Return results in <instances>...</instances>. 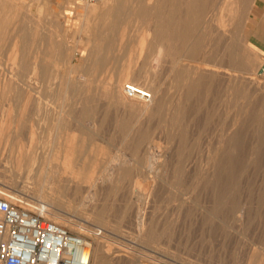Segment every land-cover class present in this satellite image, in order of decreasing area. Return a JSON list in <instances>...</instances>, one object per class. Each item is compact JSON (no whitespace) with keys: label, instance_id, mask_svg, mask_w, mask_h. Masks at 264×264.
I'll list each match as a JSON object with an SVG mask.
<instances>
[{"label":"rangeland","instance_id":"obj_1","mask_svg":"<svg viewBox=\"0 0 264 264\" xmlns=\"http://www.w3.org/2000/svg\"><path fill=\"white\" fill-rule=\"evenodd\" d=\"M2 1H6V0H0V65L1 64L3 65V67L0 66V72H1L0 75L5 77L6 74L9 75V73L13 75L14 70H15L14 73L17 72V68H16L17 66L15 63V52L17 50L16 44H15L16 42L15 35L17 33V28L19 26V28L21 27L24 30V32L25 30H27L26 38H27V41L28 40L30 41V42L28 41L27 42L28 45L27 46L25 45L24 47L25 49L27 48L26 50L24 49V53H25V56L27 55L26 57L28 58V61H30L29 63L34 62L35 57L36 58L40 57L42 62L39 63V65L43 66V68L46 69V72H45V69H44V72L45 74L48 72V74H46L48 76L44 74L45 76L42 75L40 77H37L39 81H37L36 79L33 80L36 86L35 89L37 90V92H33V97H34V100L35 99L39 101L41 100L40 102L43 105V109L41 111L37 110V108L35 107L36 104L34 103L33 99L31 102L26 100L27 105L29 104L28 107H26L27 105L26 103H24L26 102L24 99V95H23L24 92H22L23 94L18 96L20 92L15 87L12 88L10 86L9 89L12 92H14L13 93L15 94L14 96H17V97H14L12 95V92L9 91V89L7 91H4V89L0 87V178H1L0 188H3L5 186L4 183H7L6 185L10 186V188H8V191L10 192L13 191L14 192V193L12 192L13 194H16V195L19 194L23 196V198H26L25 200H28L26 201L27 205H29V201L32 200L31 201L32 203L30 202L31 203L30 207L32 208L34 206L38 207L39 206V204H37L38 202H42V203L44 202L46 204L52 205L53 207H55V210L61 212V213L58 212L57 214L58 219L62 220V218L64 217L63 220L65 219V222L67 221L66 225L68 226L70 225L68 228L71 231L75 233L78 232V234L80 231H84L83 233L86 236L85 238L88 240V242L91 244V247H92V263L91 264H129V263L130 264H133V263L134 264H154V263L155 264H168V263L169 264H261L259 262L257 263L256 260L255 261L253 260L254 258H252V254L255 253L256 255H259V253H264V187H263L264 186V150H263L264 149V85L262 86V84H264V75H263L264 74V53L252 42L251 35L253 33L254 27H253V22L250 19L251 2L249 0H210L211 9H209L210 10L209 12L211 13L207 14V16L209 17L212 16L211 18H215V20L214 19L212 20L213 23L215 24H213L212 21H210L211 19L207 17L209 22L212 23V25L210 24V29L211 28L212 29L211 30L206 29L205 30L206 35H205L203 34L204 33L203 28H201L199 29L200 31L198 30V34L201 35L203 38L205 35L204 39L206 38L208 39V36H207L208 33L212 34L213 36L212 39L215 37L214 38L215 40H212V44L214 45L212 46L215 49L219 48L218 39L220 38V40H222V43H224L225 46H227L226 47L227 48V59L229 60L228 66H230V68L233 70L234 69L237 70L241 66L240 70L239 69L237 70L238 73L236 72V75L239 76V78L240 76L242 78L239 79L238 77H236V78L230 79L228 78V76H223L222 74H216V75L210 74L211 77H213V79L209 80L211 77L210 75H208L209 73H206V77L207 76L210 77V78L208 77V80H206L207 78L203 76V74L205 73L203 74L198 73L195 75L193 72L191 73V70L189 73V68L187 66L189 65V62L183 61L178 57L176 60H174L173 58H171V56L167 54V49H163L162 52H160V48L157 45L154 46L155 48H150L149 45L147 44H146L147 48L144 47V49H142L140 47L139 42L142 40V39L140 40V38L142 37L141 35H143V37L145 38L146 32H148L149 30H150L149 33L153 34V32H151L152 28L155 27V24H157L158 22L156 15L155 16L152 15L156 19L153 17H150L151 15H149L148 17H145L147 19L151 18L150 21L153 18L152 20L153 22H150L148 20L149 22L147 24V21H146L147 19L145 20V18L131 16V15H128L129 14L128 12L127 13L124 12L122 15L123 17H121V19H119L116 24V29L113 32L112 31L110 32L113 37V39L112 38L111 39L114 40V44L115 43L116 44L112 47L113 49L111 48L110 50L111 54H110V51H108L107 49H104V51L101 52L99 59L100 57L101 59H103L102 63H104L105 66H103L99 71H97L98 74L95 75L96 72L93 71L92 66L95 65L94 60L97 57L94 55L93 50L95 48H93L94 46L92 45L93 42H91V39L94 40L95 39L94 35H98L100 33V31L98 29L96 30L95 28L98 25L97 23H99L100 18L97 20L98 17L95 18V16H93L91 17V21H89L90 23L87 22L86 13H85L87 6L75 4L72 0H7L6 1L7 3L2 2ZM4 3L6 4L4 5ZM18 5L20 7L17 8ZM92 5L100 6V0ZM168 6L164 8L165 9L164 12L167 13L166 18H168L167 17L168 14L172 11V7L170 5ZM132 7H135V5H131L130 8ZM235 9L237 11H235ZM234 16L236 18H234ZM23 17L25 20L23 19ZM219 19L222 21V23L220 24H219ZM226 19L228 21L227 23H225ZM143 20H145L146 22ZM229 22H230V25H227L229 24ZM87 23L89 26L87 25ZM152 23L154 24V26L152 25ZM150 24L151 26H149ZM225 25H227V27H224ZM120 26L121 27L123 26L124 28L123 27L121 28ZM148 26L150 29L148 28ZM219 26L222 29L219 28ZM32 27L33 29H31ZM35 27H37V29ZM38 27H40L41 29ZM224 28L225 29L227 28L226 31ZM87 29H88V32H87ZM120 29L121 30L125 29L126 31L124 30V34L127 33L125 34V36L126 35L127 36L126 37L124 36V38L126 39H123L124 43H122L123 40L121 42V39L119 36V34L122 32ZM220 30L222 33H224L223 36L219 34ZM31 37L34 39L33 41ZM49 37H50V40L52 38V41L50 44L52 45V48L50 46V52L48 51L49 50L48 44L50 43V41L47 39ZM151 38H152V35H151ZM35 39H37V41ZM207 39L204 40V42H206ZM44 40L49 41V43L47 41L45 42ZM53 40L56 42H53ZM215 41L217 42V44ZM78 42L79 44L77 45ZM136 42H138V44H136ZM155 42L157 41L155 40ZM42 43L43 44L47 43L48 46L44 44L45 50L44 52H42V55H41V51L43 50V47H41L43 45ZM54 43L55 44L57 43V44L54 45ZM58 44L61 46L63 51L61 50ZM54 46L57 48L59 47V48L55 49ZM72 48L75 49V51L72 50ZM52 49H55L56 51ZM57 50H59V52H57ZM60 50L64 52V55ZM130 50L132 51V54L130 53L131 52ZM134 50H135V53H134ZM34 51L35 52L37 51L36 52L37 54ZM72 52H74L75 54ZM136 52H138L139 54ZM229 52L231 54H229ZM43 53L45 55L46 53L52 54V55L54 54L56 57L55 58L56 62L54 61V55L53 57L50 55V58H49V55L45 56ZM250 54H251V57H250ZM233 57L234 59H232ZM130 61H132L131 64L128 63ZM234 61L235 63H233ZM92 63H94V65ZM124 63H127V64H124ZM123 64L125 66H132L142 71H146L145 80L147 81H144V78H142L143 80L137 79L138 82L142 84H148L153 89L156 88L155 90H157L159 87L158 93L160 92L163 93L165 91L163 94L160 93L159 94L160 96L158 95L159 97H161L160 99L159 97H156L157 99H155L153 103L151 102V105H150L151 107L154 106L153 109H155V111L156 110L159 111V109L162 108V111L160 110V112H158L160 113L161 116L158 115L156 111L155 113L158 116L156 114H153L155 117L154 116H150V118L149 116L141 117L137 115L139 112L137 113L136 110L130 111V109L124 108L121 105L118 106V104L115 101L113 102V101H110V99L108 100L109 97L105 95L103 87L105 86V84L108 83V81L110 82L111 80H114L118 76L120 70L124 67ZM181 65L182 66L186 65V66L184 68L183 67L181 68ZM231 65H234L236 67L231 66ZM71 66L75 67L76 69L75 71L77 73L73 69V71L70 72L71 76H69L70 74L69 75L67 74L70 71ZM52 67H56L59 71H61V73L64 72V76H66L65 78L67 79L65 80V84H67L66 82H68L67 84L68 86L65 84L60 86L61 82L59 79H58L59 81H56V80L51 81L49 79L54 69ZM252 67L253 68L256 67V70L253 71ZM12 68H13V71L11 72ZM185 68H186L185 74L187 75V77H188V74L190 75L188 78L185 77V79L183 78L181 80L179 78L180 74L178 72L179 71L182 72V70H184ZM230 68L228 69V71L231 73L233 72V70L230 71ZM48 69L50 70L48 71ZM7 70H9L10 72ZM88 72H89V76H88ZM198 75H199V78H198ZM113 76H114V79H113ZM218 76L222 79H220ZM250 76H253L254 78H256V80L260 82V85L263 88L255 89V86L251 85V83L246 80V78H249ZM84 77L86 79L91 80L88 83L89 87L88 88L85 87L86 89L82 86L78 87L79 85H76V83L78 82L77 79L82 80L83 78L84 80L85 79ZM193 77L198 78V80L195 78V80H197L198 82L194 81ZM225 77H227L228 80ZM46 79L49 81H47ZM71 79L73 81H71ZM190 79L192 80V83L195 86L192 85ZM199 80L205 81V83L201 81L202 82L201 84ZM225 80L227 81L230 80V81L227 82ZM246 81L249 83L247 84ZM49 82L50 84L52 82L51 86L49 85ZM53 82H55L54 83L55 85L53 84ZM69 82L71 83L73 82V83L71 84ZM98 82L100 83L98 84ZM101 82L103 83V85ZM128 82L130 83L131 81L129 80ZM197 83L199 84V86H197L199 89L196 87ZM220 84L222 85L220 86ZM90 85L93 87L92 89L90 88ZM96 85L99 86L98 90L96 88L97 87ZM41 86L42 88H40ZM188 86H190V88L191 86H193L195 87L196 90L193 89L192 87L190 91L189 90L190 88ZM70 87L72 88L73 91L76 90V93L75 91L72 92V90L71 91L68 90V89H71ZM185 87H188L189 89L188 88L185 89ZM60 88H63L62 91ZM42 89L43 91L41 93L40 90ZM64 89L67 91H64ZM82 90L84 92H81ZM3 91L4 93L5 92L6 93L10 92V93H8L5 96ZM186 92L187 93L190 92V93L187 94ZM72 93L73 94L75 93V94L73 95ZM95 93H97L96 94L97 97H95ZM10 94L12 97L10 96ZM44 94L46 95L44 96ZM49 95L52 97V99ZM186 95H189L190 97L187 96L189 98H185ZM100 96H102L101 99H100ZM162 96L164 97V103H166L165 105L163 102H161L163 101ZM2 97L3 99L5 98L4 99L5 101L2 99ZM59 97H61V99H59ZM63 97L66 99L63 100ZM17 98L19 99L18 101H17ZM105 98L107 100H105ZM74 99H77V100H74ZM185 99L186 100L190 99V101L187 102L185 101ZM158 100L160 101V103H158L159 107L157 106V103H156V101ZM47 101L49 103H47ZM79 101H80V104H79ZM59 103L64 104V105L60 106ZM162 105L165 106L167 109L165 107H162ZM171 106L172 107L175 106L176 108L173 109ZM85 108L86 110H84ZM156 108H159V109H156ZM20 109H22V111ZM163 109L165 110V112L167 110L168 112L171 111L172 113L171 112L164 113ZM11 111H13V113ZM16 111L18 113H15ZM64 111H67V112L65 113ZM22 112H26V113H22ZM238 112H241V114ZM173 114L174 116H172ZM155 118L156 120H153ZM20 119H22L21 122H20ZM172 119L174 122L172 121ZM180 120H181V123H180ZM128 124H130V126ZM125 126H127V128H125ZM129 127L130 128L132 127V128L130 129ZM142 129H143V132H142ZM67 136L74 137L75 142L73 145H75V148L73 149H75L77 153L76 152L73 153L74 150L67 152L66 149H68L69 147V141H68L69 137ZM65 138H67L68 140H65ZM56 139H57V142H56ZM64 141L66 142L68 141V142L65 143ZM130 141L132 142L134 141V142L132 143ZM140 141H141V144H140ZM214 141L216 143H214ZM153 142L154 144H156L155 146ZM219 142L220 143L222 142L224 144L219 145L220 144ZM134 143H135V146H134ZM65 145L68 147L65 148L66 147ZM103 148L104 149L106 148V149L102 150ZM176 148L178 151L176 150ZM99 150L101 151V155L103 154H106V155L100 156L98 153V156H99L98 158L96 153L100 152ZM137 150H139L140 153H138ZM69 152H70L69 154L70 157L66 158L65 154H68ZM72 153H73V157H71ZM90 153H92L91 156H89ZM223 153L225 156L224 155L222 156ZM61 154L62 155L64 154V155L62 156ZM74 154H76L77 156H74ZM132 154L134 156H132ZM217 154L219 157L217 156ZM87 157H89V159ZM92 157H94L95 159ZM96 157L97 159H99L98 161ZM116 157H119V160ZM165 157H166V160H165ZM237 158L239 160H237ZM114 159L118 161L114 162ZM62 160L64 163L62 162ZM20 162L21 164H19ZM50 162H52L53 164ZM67 162H68V165L66 164L65 166V163ZM158 162H160L163 167H161L160 163ZM82 163H84L85 165H83ZM86 163L88 164L90 163L89 165L93 164L94 166L93 169L96 168L94 172L95 173L94 175L96 176V177L94 176V178L97 179L96 184L98 183L97 185L99 188L103 186L102 187L103 189L101 188L102 190L101 191L96 185L97 187L96 189L98 191L95 189V193L92 194V197L95 195L96 201H98L99 203L94 201L91 198V201H90L91 203L87 202V203L82 204L80 199H78L80 198V196L76 194L75 188L71 186L69 188L68 184H66L64 181L62 182L57 181V179L59 178H62V179L69 178L70 175L72 174L71 170H75V171L81 170V172H79L81 177L82 175L83 176L87 175V172L91 170L90 168H92L93 166L87 167L88 164L86 165ZM95 163H98L99 165L98 164L95 165ZM154 163L156 164V166L154 165ZM61 164L63 167L61 166ZM151 164L154 167H157V164H159L160 166L159 165L158 166L160 167V169L157 167L156 172H154L155 168L149 167V166H152ZM192 164H194L193 168L191 167ZM57 166L59 169L56 168ZM95 166H98V168ZM120 166L121 168L123 167L124 169L123 168H122L123 170L119 169ZM40 167H42V170H41L42 173L39 172ZM65 167H70L69 168L70 170L68 168L66 169ZM146 167L149 169H154V170L148 169L149 171L147 174ZM188 167H191V168H188ZM229 167L231 170L229 169ZM81 168L82 169L84 168V171L86 172V174L84 171H82ZM102 169L105 171L102 172ZM131 170H133V172ZM121 171L124 173H122ZM204 171L206 173H204ZM207 171H209L210 173L208 174ZM100 172L103 174H101ZM125 172H128V173H125ZM157 172L158 173L160 172V173L157 174ZM181 172H183L182 175H181ZM202 172L205 176L202 174ZM106 173L108 174V176L106 175ZM119 173L121 176L125 174V176L127 175V177L125 178L123 175L122 176L123 181H122L120 179L121 176L119 175ZM132 173H135V174H133L132 176L131 175ZM149 173L151 176L149 175ZM128 174H129V177H128ZM116 175H119V176H117L116 178L114 177ZM99 176H101V178ZM102 176L105 179H103ZM201 176H203V178H201ZM190 177H192V179L195 182ZM204 177L205 178L208 177L206 178L207 180ZM112 178L116 184L113 182V180H110ZM167 178H168V181H167ZM170 178L171 179L174 178L175 180L173 179V182H172V180L170 181ZM177 178L181 179L182 181L176 180ZM197 178L199 179V181L197 180ZM230 178H232L233 180ZM150 179L152 180V182ZM202 179L204 180V182ZM49 180H51V182H49ZM155 181L158 184L154 183ZM201 181L205 185L201 183ZM8 182L10 183V185ZM55 182L58 184H55ZM102 182H105L106 184ZM119 182L122 185H120ZM121 182H123L124 184ZM182 182L184 183L182 184ZM11 183L13 184L14 187L12 186ZM40 183L41 184L44 183L45 185L43 184V187H41L42 185ZM61 183L63 184L65 183L64 189L62 187L63 184ZM186 183L188 184V186ZM195 183H197L198 185L200 183L202 185L198 187V185L197 184L195 185ZM155 184L158 186L161 184L160 188H157L158 186H156ZM39 185L43 189L41 188L39 189ZM46 185L48 186L46 187ZM114 185H116L115 188L113 187ZM162 185L165 186V188L161 187ZM166 185H168L169 187L168 186L166 187ZM190 185L193 186L195 189L197 188L199 190L197 191L195 189H191ZM56 186H59L58 187L59 189H57ZM121 186L124 188L122 189ZM136 187L137 189H135ZM154 187L157 189H154ZM167 188H169L170 190H168V192L166 191L167 193L166 194L165 190H167ZM184 188L185 190L187 188L188 189L190 188V189L189 190L187 189L188 191L186 190L187 192L186 193L184 192L185 191ZM112 189L115 194L113 193ZM114 189L116 190L119 189V191L117 190L118 194H116V190ZM178 189L179 190L182 189L180 190L181 192ZM191 190L195 192L194 193L190 192L188 194V192ZM152 192H153V195L151 194ZM183 192L185 193V195L181 196L184 194ZM101 193H103L102 194L103 196L101 195ZM122 193H124V195ZM179 193H181V195ZM47 194H50L51 196L49 197V195ZM98 194L100 196H98ZM190 194H192L193 199L191 198L192 196ZM186 195L189 198H191L189 199V201H187L188 198H186L187 197ZM32 196L33 197L36 196V198H31ZM177 196H179L180 198L182 197V198L178 199ZM166 197L167 199H165ZM37 198H40L41 200L40 199L38 200ZM42 198H43V201H42ZM75 198H77V200L80 201L79 204L81 206H79L78 201ZM104 199H106L105 204L103 202ZM191 200H193V202ZM92 203L98 207L97 210H95L96 206L94 207ZM87 205L90 207H88ZM99 205L101 206L103 205L102 206L103 209H101V206ZM104 207L106 208L104 209ZM180 207L184 211L180 210ZM99 208L101 209L102 213L103 211H106L102 215V218L106 220V223L103 219H101V216H100L101 212H99L100 211ZM172 208H175V209H172ZM122 209L125 210L127 213L125 212V216L124 217L121 216L122 218H120V215L123 214L122 212H124ZM96 215L100 217H96ZM69 220H70V223L68 222ZM72 222H74V224ZM79 224L80 226H77ZM84 226L86 228H84ZM78 228H80V230H77ZM142 230H145V231H142ZM95 232L97 234H95ZM142 232H144V234ZM85 233L86 234L88 233V234L86 235ZM143 235H146V236H143ZM118 247H120V250L121 249L123 250H121L122 254L120 253L121 256H117L118 258L117 259L114 252H116L115 251L116 249L119 250ZM171 247L173 248V250ZM102 250L104 251L106 250L105 251L106 254L101 253ZM137 259L138 260L142 259L140 261L141 263Z\"/></svg>","mask_w":264,"mask_h":264},{"label":"bare ground","instance_id":"obj_2","mask_svg":"<svg viewBox=\"0 0 264 264\" xmlns=\"http://www.w3.org/2000/svg\"><path fill=\"white\" fill-rule=\"evenodd\" d=\"M7 1V0H6ZM6 1H2V2H6ZM9 2V1H8ZM7 3V2H6ZM6 3H4V5L6 4ZM237 3V2H236ZM252 3V2H251ZM254 3V2H253ZM13 4V3H12ZM246 4V3H245ZM4 5H3V7H4ZM15 5V4H14ZM17 5V4H16ZM131 5H135V7H132V8H130L131 7ZM168 5H170L171 7H172V11L168 14V18H166V14L167 13H165L164 12V8L165 7H167ZM237 5V4H236ZM240 5H241V3H240ZM129 6V7H128ZM18 7H20L19 5L17 6V8ZM169 7V6H168ZM211 7V1L210 0H100V6H93L92 4L91 5H87V8H86V19H87V22H89V21H91V17H93V16H95V18L96 17H98L97 18V20L100 18V21H99V23H97L98 25L95 27L96 28V30L98 29L99 31H100V33L98 34V35H94V40L93 39H91V42H93V48H95L94 50H93V52H94V55L97 57L95 60H94V62H95V65H94V63H92L94 66H92V68H93V71L94 72H96V74L95 75H97L98 74V72L97 71H99L103 66H105V64L104 63H102L103 62V59H101V57H100V59H99V56H100V54H101V52H103L104 51V49H107L108 51H110L111 50V48L116 44H114V40H112L113 39V37H112V34L110 33L111 31L113 32L115 29H116V24H117V22H118V20L119 19H121V17H123L122 15H123V13L124 12H128L129 14L128 15H131V16H135V17H139V18H145V17H148L149 15H151L150 17H153L152 15H156V17H157V24H155V22H154V24H155V27H153L154 26V24L152 23V27L154 28H152V31L151 32H153V34H150L149 33V26H151V24L148 26V32H146V36H145V38L143 37V35H141L142 37L140 38V42H139V45H140V47L142 48V49H144V47H146L147 45H149V47L150 48H155L154 46L155 45H157V46H159V48H160V52H162V50L163 49H167V54L169 55V56H171V58H173L174 60H176L177 59V57L178 58H180L181 60H183V61H188L189 62V65H187L188 66V68H189V73H190V70H191V73L193 72L195 75L196 74H198V73H205V74H203V76H205L206 77V73H209L208 75H210V74H222L223 76H228V78H236V77H238L239 78V76H237L236 75V72H237V70L239 69L240 70V68H241V66H240V68H238L237 70L236 69H231L230 68V66H228V64H229V60L227 59V46H225V44L224 43H222V40H220V38L218 39V44H219V48H217V49H215V48H213V44H212V40H215L214 38L212 39V34H210V33H208L207 34V36H208V39H207V43L206 42H204V40H206V39H204L205 38V30L206 29H209V30H211L210 29V24L212 25V23H213V19L215 20V18H211V17H209V16H207V14H210L211 12H209L210 10L209 9H211L210 8ZM239 7V6H238ZM251 7V6H250ZM10 8H11V6H10ZM13 8V7H12ZM232 8H234V7H232ZM244 8V7H243ZM252 8V7H251ZM237 9V8H236ZM235 9V11H237ZM24 10V9H23ZM23 10H22V12H23ZM167 10V9H166ZM230 10V9H229ZM233 10V9H232ZM220 11V10H219ZM238 11H239V9H238ZM252 11V10H251ZM25 12V11H24ZM221 13V12H220ZM239 13V12H238ZM231 14H233V13H231ZM230 14V15H231ZM22 15V14H21ZM170 15V16H169ZM229 15V16H230ZM235 15V14H234ZM222 16V15H221ZM236 16V15H235ZM234 16V18H236ZM125 17H126V15H125ZM124 17V18H125ZM207 17H209V19H211L210 21H212V23H210L209 22V20H208V18ZM233 17V16H232ZM95 18H93V19H95ZM153 18H155V17H153ZM153 18H152V20H153ZM23 19H24V17H23ZM147 18H145V20H146ZM151 19V18H150ZM150 19H147L146 21H147V24H148V22L150 21ZM156 19V18H155ZM25 20V19H24ZM145 20H143V21H145ZM149 20V21H148ZM150 21V22H153V21ZM231 20V19H230ZM235 20V19H234ZM86 21V20H85ZM145 21V22H146ZM156 21V20H155ZM226 22L225 23H227L228 21H227V19L225 20ZM37 22V21H36ZM39 22V21H38ZM231 22V21H230ZM230 22H229V24H227V25H230ZM24 23V22H23ZM90 23V22H89ZM121 23H123V22H121ZM220 23H222V21L219 19V24ZM224 23V24H225ZM31 24V23H30ZM213 24H215V23H213ZM223 24V25H224ZM40 25V24H39ZM86 25V24H85ZM87 25H88V23H87ZM123 25V24H122ZM140 25V24H139ZM141 25H143V24H141ZM223 25H222V27H223ZM227 25H225L224 27H227ZM49 26V25H48ZM89 26V25H88ZM221 26V25H220ZM219 26V28H221ZM25 27V26H24ZM87 27V26H86ZM121 27V26H120ZM123 27V26H122ZM121 27V28H122ZM143 27V26H142ZM141 27V28H142ZM212 27V26H211ZM229 27V26H228ZM26 28V27H25ZM36 29H37V27H35ZM38 28H40V27H38ZM55 28V27H54ZM118 28H119V26H118ZM124 28V27H123ZM201 28H203V34H205L204 35V38L201 36V35H199L198 34V30L199 29H201ZM218 28V29H219ZM235 28V27H234ZM31 29H33V27L31 28ZM41 29V28H40ZM89 29H90V27H89ZM146 29V28H145ZM222 29V28H221ZM225 29V28H224ZM223 29V30H224ZM227 29V28H226ZM226 29H225V31H226ZM121 30V29H120ZM124 30L125 29H122L121 31L123 32H121L120 34H122V35H120L119 34V36H120V39H121V42H122V40L123 39H126V38H124V36H125V34H127V33H125L124 34ZM128 30V29H127ZM26 31L27 30H25V32H24V30L20 27L19 28V26H18V28H17V33H16V35H15V40H16V42H15V44H16V47H17V50H16V52H15V63H16V68H17V72L16 73H14V71H13V68H15V67H13L12 68V70H11V72L13 71V75H11L10 73H9V75H7L6 74V76L5 77H3L2 75H0V87H2L3 89H4V91H7L9 88H10V86L13 88V87H15L19 92H20V94H18V96H20L21 94H23L22 92H24V99H25V101L27 100V101H29V102H31L32 101V99H33V101H34V103L36 104V108H37V110L38 111H41L42 109H43V105H42V103L39 101V100H37V99H35L34 100V97H33V92H37V90L35 89L36 88V86H35V83H34V81L33 80H37V81H39L38 79H37V77H40V76H45L46 74H48V72L45 74V72H46V69L45 68H43V66H41V65H39V63H41L42 61H41V58L40 57H35V61L34 62H32V63H29L30 61H28V58L25 56V53H24V47H25V45L27 46L28 45V41H27V38H26ZM32 31V30H31ZM38 31V30H37ZM126 31V30H125ZM143 31V30H142ZM200 31V30H199ZM208 31V30H207ZM214 31V30H213ZM224 31V32H225ZM41 32V31H40ZM87 32H88V29H87ZM154 32H155V34H154ZM211 32V31H210ZM227 32H228V30H227ZM226 32V33H227ZM32 33V32H31ZM39 33V32H38ZM231 33V32H230ZM80 34V33H79ZM114 34V33H113ZM144 34V33H143ZM217 34V33H216ZM219 34H221L222 36H223V34L224 33H222L221 32V30H220V32H219ZM229 34V33H228ZM86 35V34H85ZM151 35H152V38H151ZM60 36V35H59ZM96 36V37H95ZM118 36V35H117ZM116 36V37H117ZM127 36V35H126ZM125 36V37H126ZM221 36V37H222ZM36 37V36H35ZM47 37V36H46ZM53 37V36H52ZM58 37V36H57ZM62 37V36H61ZM140 37V36H139ZM139 37H138V39H139ZM220 37V36H219ZM225 37V36H224ZM29 38V37H28ZM32 38V37H31ZM59 38V37H58ZM112 38V39H111ZM38 39V38H37ZM37 39H35L36 41H37ZM49 41H50V43H49V41H47V40H44L45 42L47 41L49 44V46L47 45V43L45 44L46 46H48L49 47V52H50V46H51V48H52V45H50L51 44V41H52V38H51V40H50V37L49 38H47ZM115 39V38H114ZM118 39V38H117ZM204 39V40H203ZM225 39V38H224ZM224 39H223V41H224ZM228 39V38H227ZM34 39L32 38V41H33ZM119 40V39H118ZM155 40L157 41V42H155ZM220 40V41H219ZM44 41H42V42H44ZM117 41V40H116ZM30 42V41H29ZM53 42H56V41H54L53 40ZM120 42V43H121ZM216 42V41H215ZM33 43V42H32ZM37 43V42H36ZM119 43V44H120ZM122 43H124V40H123V42ZM214 43V42H213ZM226 43V42H225ZM31 44V43H30ZM43 44V43H42ZM42 45L41 47H43V50L41 51V55H42V52H44V46L45 45ZM53 44V43H52ZM57 44V43H56ZM55 43H54V45H56ZM79 44V42L77 43V45ZM128 44V43H127ZM130 44V43H129ZM136 44H138V42H136ZM147 44V45H146ZM215 44V43H214ZM216 44H217V42H216ZM215 44V45H216ZM229 44V43H228ZM59 45V44H58ZM213 45V46H212ZM227 45V44H226ZM75 46V45H74ZM117 46V45H116ZM115 46V47H116ZM138 46V45H137ZM156 46V47H157ZM35 47V46H34ZM40 47V48H41ZM47 47V48H48ZM55 47V46H54ZM59 47L61 48V46L59 45ZM58 47V48H59ZM120 47V46H119ZM139 47V46H138ZM139 47V48H140ZM217 47H218V45H217ZM228 47H229V45H228ZM32 48V47H31ZM37 48V47H36ZM57 47H55V49H56ZM57 48V49H58ZM147 48V47H146ZM27 49V48H26ZM25 49V50H26ZM38 49H39V47H38ZM42 49V48H41ZM55 49H52V50H54V51H56ZM92 49V48H91ZM113 49V48H112ZM51 50V51H52ZM61 50H62V48H61ZM60 50V51H61ZM72 50H74L75 51V49H73L72 48ZM116 50H117V48H116ZM116 50H115V52H116ZM152 50V49H151ZM30 51H31V49H30ZM38 51V50H37ZM36 51V52H37ZM63 51V50H62ZM61 51V52H62ZM131 51V50H130ZM138 51V50H137ZM141 51H143V50H141ZM233 51V50H232ZM248 51V50H247ZM35 52V51H34ZM35 52V53H36ZM47 52V51H46ZM53 52V51H52ZM57 52H59V50H57ZM60 52V53H61ZM121 52V51H120ZM155 52V51H154ZM234 52V51H233ZM27 53V52H26ZM34 53V54H35ZM48 53V52H47ZM46 53V55L45 56H48L49 55V58H50V55L53 57V55L52 54H47ZM54 53V52H53ZM63 53V55H64V52H62ZM72 53H74V52H72ZM114 53V52H113ZM119 53V52H118ZM131 54H132V51L130 52ZM134 53H135V50H134ZM136 53H138V52H136ZM145 53V52H144ZM152 53V52H151ZM242 53V52H241ZM250 53V52H249ZM253 53V52H252ZM37 54V53H36ZM75 54V53H74ZM110 54H111V51H110ZM130 54V55H131ZM139 54V53H138ZM150 54V53H149ZM154 54V53H153ZM161 54V53H160ZM229 54H231L230 52H229ZM62 55V56H63ZM234 55H235V53H234ZM234 55H232V56H234ZM244 55V54H243ZM248 55V54H247ZM29 56V55H28ZM39 56V55H38ZM74 56V55H73ZM76 56V55H75ZM109 56V55H108ZM126 56V55H125ZM138 56V55H137ZM149 56H151V55H149ZM154 56V55H153ZM30 57V56H29ZM59 57H61V56H59ZM72 57V56H71ZM245 57V56H244ZM250 57H251V54H250ZM31 58V57H30ZM29 58V59H30ZM55 55H54V61H55ZM229 58H230V56H229ZM249 58V57H248ZM254 58V57H253ZM52 59V58H51ZM62 59H63V57H62ZM72 59V58H71ZM232 59H234V57L232 58ZM252 59V58H251ZM108 60V59H107ZM117 60V59H116ZM130 60V59H129ZM250 60V59H249ZM58 61V60H57ZM233 61V60H232ZM239 61V60H238ZM56 62V61H55ZM59 62V61H58ZM71 62V61H70ZM169 62V61H168ZM181 62V61H180ZM247 62V61H246ZM113 63V62H112ZM128 63H132V61H130V62H128ZM233 63H235V61L233 62ZM237 63V62H236ZM248 63V62H247ZM55 64V63H54ZM124 64H127V63H124ZM123 64V65H124ZM231 64V63H230ZM249 64H250V62H249ZM70 65V64H69ZM77 65V64H76ZM114 65V64H113ZM240 65V64H239ZM238 65V66H239ZM0 66H2L3 67V65L1 64ZM56 66V65H55ZM137 66V65H136ZM146 66V65H145ZM186 66V65H185ZM185 66H182L181 65V68L183 67H185ZM231 66H234V65H231ZM245 66V65H244ZM249 66V65H248ZM248 66H247V68H248ZM123 67V66H122ZM234 67H236V66H234ZM47 68V67H46ZM52 68H54L53 69V71H52V74H51V76L49 77V79L52 81V80H56V81H59L60 80V86L61 85H63V84H65V80H67L65 77L66 76H64V72L63 73H61V71H59L56 67H52ZM59 68H60V66H59ZM91 68V67H90ZM111 68V67H110ZM187 68V69H188ZM230 68V71H232L233 70V72H229L228 71V69ZM233 68V67H232ZM253 68V67H252ZM251 68V69H252ZM44 69H45V72H44ZM73 69H74V71L76 70L75 69V67H73V66H71L70 67V71L68 72V74L67 75H69V76H71V73L70 72H72L73 71ZM112 69V68H111ZM145 69V68H144ZM50 69H48V71H49ZM84 70V69H83ZM109 70V69H108ZM108 70H107V72H108ZM185 70V71H184ZM184 70H182V72H178L179 74H180V76H179V78L182 80L183 78L185 79V77L186 78H188L189 77V75L190 74H188V77H187V75L185 74L186 73V68L184 69ZM243 70V69H242ZM244 70H245V68H244ZM248 70V69H247ZM253 71H255L256 70V67H254L253 69H252ZM4 71V70H3ZM6 71V70H5ZM7 71H9V70H7ZM89 71H90V69H89ZM148 71V70H147ZM178 71V70H177ZM184 71V72H183ZM249 71V70H248ZM10 72V71H9ZM76 72V71H75ZM101 72V71H100ZM1 73V72H0ZM7 73V72H6ZM67 73V72H66ZM77 73V72H76ZM176 73V72H175ZM238 73V72H237ZM248 73V72H247ZM45 74V75H44ZM110 74V73H109ZM251 74V73H250ZM257 74V73H256ZM11 75V76H10ZM50 75V74H49ZM91 75V74H90ZM93 75V74H92ZM108 75V74H107ZM155 75V74H154ZM193 75V74H192ZM191 75V76H192ZM249 75V74H248ZM255 75V74H254ZM264 75V74H263ZM46 76H48V75H46ZM80 76V75H79ZM88 76H89V72H88ZM87 76V77H88ZM177 76H178V74H177ZM202 76V75H201ZM220 76V75H219ZM218 76V77H219ZM95 77V76H94ZM97 77V76H96ZM147 77H148V75H147ZM176 77V76H175ZM204 77V78H205ZM208 77L209 76H207L206 78V80H208ZM210 77H211V75H210ZM209 77V78H210ZM217 77V78H218ZM247 77V76H246ZM65 78V79H64ZM71 78V77H70ZM85 78V77H84ZM142 78H144V81H147V80H145V78H146V71H142V70H140V69H137V68H135V67H132V66H125L124 65V67L120 70V72H119V74H118V76L114 79V76H113V79L114 80H111L110 82L108 81V83L107 84H105V86L103 87L104 89V92H105V95H107L109 98H108V100L110 99V101H115L117 104H118V106L119 105H121V106H123L124 108H128V109H130V111L131 110H136L137 111V115H139V116H141V117H148L149 116V118H150V116H154L153 114H156L155 112L157 111H155V109H153V107L154 106H150L151 105V102L153 103V101H155V99H157L156 97H159L160 95V93H162V92H160V93H158L159 91H158V89H159V87H158V89L157 90H155V89H153L152 87H150L148 84H142V83H140V82H138L137 81V79H142ZM178 78V79H179ZM194 78V77H193ZM193 78H192V80H193ZM196 78V77H195ZM195 78H194V81H197L198 80V78H199V75H198V78H196L197 80H195ZM201 78H203V77H201ZM200 78V79H201ZM215 78V77H214ZM220 78V77H219ZM225 78H227V77H225ZM228 78H227V80H228ZM242 77L240 76V78L239 79H241ZM244 78V77H243ZM42 79H44V78H42ZM59 79V80H58ZM211 79H213V77H211L209 80H211ZM220 79H222V78H220ZM223 79H224V77H223ZM41 80V79H40ZM47 80V79H46ZM101 80H103V79H101ZM105 80V79H104ZM131 81L130 83L128 82V81ZM143 80V79H142ZM175 80V79H174ZM189 80V79H188ZM192 80L190 79V81H191V83H192ZM203 80H205V79H203ZM227 80H225V81H227ZM243 80H245V79H243ZM246 80L247 81H249L250 83H251V85H253V86H255V89H261V88H263V87H261V85H260V82L258 81V80H256V78H254L253 76H250L249 78H246ZM42 81V80H41ZM40 81V82H41ZM47 81H49V80H47ZM71 81H73L72 79H71ZM78 81V82H77ZM77 83H76V85H79L78 87H80V86H82V87H86V88H88L89 87V82L91 81V80H89V79H84L83 80V78H82V80H79V79H77ZM154 81H156V80H154ZM178 81H180V80H178ZM193 81V82H194ZM200 81V80H199ZM202 81V80H201ZM200 81V82H201ZM230 81V80H229ZM229 81H227V82H229ZM246 81V82H247ZM75 82V81H74ZM95 82V81H94ZM93 82V83H94ZM103 82V81H102ZM101 82V83H102ZM142 82V81H141ZM186 82V81H185ZM198 82V81H197ZM203 83H205V81H202ZM202 82H201V84H202ZM217 82V81H216ZM236 82V81H235ZM234 82V83H235ZM249 82H247V84L249 83ZM45 83V82H44ZM43 83V84H44ZM55 82H53V84H54ZM67 84H68V82H66ZM69 83H71V82H69ZM73 83V82H72ZM71 83V84H72ZM78 83H80V84H78ZM92 83V82H91ZM90 83V84H91ZM100 82H98V84H99ZM104 83V82H103ZM103 83H102V85H103ZM106 83V82H105ZM152 83H154V82H152ZM158 83V82H157ZM187 83H188V81H187ZM191 83H190V85H191ZM42 84V83H41ZM40 84V85H41ZM47 84V83H46ZM51 84H52V82H51ZM51 84H50V82H49V85L51 86ZM67 84H65V85H67ZM95 84V83H94ZM93 84V85H94ZM127 84H133V85H135V86H138V87H143V88H147V89H149V91L152 93V100H151V102H144V101H142V100H139V99H131V98H128L127 96H126V94H125V86L127 85ZM161 84V83H160ZM181 84H182V82H181ZM195 84V83H194ZM219 84V83H218ZM223 84V83H222ZM222 84H220V86L222 85ZM39 85V84H38ZM48 85V84H47ZM55 85V84H54ZM75 85V86H76ZM102 85H100V86H102ZM153 85V84H152ZM151 85V86H152ZM166 85V84H165ZM192 85H193V83H192ZM264 84H262V86H263ZM44 86V85H43ZM50 86H48V87H50ZM68 86V85H67ZM71 86V85H70ZM75 86H74V88H75ZM97 86V85H96ZM185 86H186V84H185ZM193 86H195V85H193ZM193 86H191V88L193 87ZM197 86H199V84L197 83L196 84V87ZM202 86V85H201ZM47 87V86H46ZM55 87V86H54ZM66 87V86H65ZM78 87H76V88H78ZM189 88H190V86H188ZM188 87H185V89L186 88H188ZM208 87V86H207ZM211 87V86H210ZM1 88V89H2ZM40 88H42V86L40 87ZM45 88V87H44ZM71 88V87H70ZM72 88H73V86H72ZM72 88L71 89H68V90H72ZM85 88V89H86ZM90 88L92 89L93 87L90 85ZM94 88H95V86H94ZM97 88V90L99 89V86H97L96 87ZM100 88H102V87H100ZM166 88V87H165ZM188 88V89H189ZM191 88L189 89L190 91H191ZM198 88V87H197ZM202 88V87H201ZM247 88V87H246ZM250 88H251V86H250ZM61 89V91H62V89L63 88H60ZM162 89V88H161ZM180 89V88H179ZM193 89H195V87H193ZM199 89V88H198ZM204 89V88H203ZM205 89H207V88H205ZM238 89V88H237ZM239 89H240V87H239ZM79 90V89H78ZM100 90H102V89H100ZM99 90V91H100ZM196 90V89H195ZM211 90V89H210ZM209 90V91H210ZM235 90V89H234ZM4 91H3V93H4ZM9 91H11L10 89H9ZM14 91H15V89H14ZM41 91V93H42V91H43V89L42 90H40ZM64 91H67V90H65L64 89ZM69 91V92H70ZM75 91V93H76V90H74ZM73 90H72V92H74ZM86 91V90H85ZM88 91H90V90H88ZM91 91H93V90H91ZM160 91H162V90H160ZM176 91V90H175ZM186 91V90H185ZM202 91V90H201ZM215 91H216V89H215ZM12 92V91H11ZM45 92V91H44ZM78 92V91H77ZM81 92H84L83 90L81 91ZM87 92V91H86ZM165 92V91H164ZM163 92V93H164ZM188 92V91H187ZM186 92V93H187ZM193 92V91H192ZM195 92V91H194ZM203 92V91H202ZM213 92V91H212ZM8 93H10V92H8ZM8 93H4L5 94V96L8 94ZM14 92H12V95L14 96L15 94H13ZM16 93V92H15ZM40 93V94H41ZM48 93V92H47ZM74 93V94H75ZM88 93V92H87ZM103 93V92H102ZM162 93V94H163ZM168 93V92H167ZM178 93V92H177ZM185 93V94H186ZM190 93V92H189ZM189 93H187V94H189ZM205 93V92H204ZM231 93H232V91H231ZM16 94V95H17ZM73 94V93H72ZM73 94V95H74ZM85 94V93H84ZM97 93H95V97H97V95H96ZM179 94H180V92H179ZM192 94V93H191ZM190 94V95H191ZM195 94V93H194ZM235 94H236V92H235ZM46 94H44V96H45ZM72 95V96H73ZM87 95V94H86ZM85 95V96H86ZM159 95V96H158ZM193 95V94H192ZM199 95V94H198ZM9 96V95H8ZM10 96H11V94H10ZM48 96V95H47ZM46 96V97H47ZM50 96V95H49ZM88 96V95H87ZM106 96V97H107ZM164 96V95H163ZM162 96V97H163ZM187 96H189V95H186L185 96V98H189V97H187ZM200 96V95H199ZM12 97V96H11ZM14 97H17V96H14ZM13 97V98H14ZM51 97V96H50ZM65 97V96H64ZM63 97V100L64 99H66V98H64ZM74 97H76V96H74ZM89 97H91V96H89ZM99 97V96H98ZM192 97V96H191ZM236 97V96H235ZM241 97V96H240ZM36 98V97H35ZM54 98V97H53ZM94 98V97H93ZM102 98V96H100V99ZM161 97H159V99H160ZM180 98V97H179ZM179 98H178V100H179ZM198 98V97H197ZM2 99H3V97H2ZM5 99V98H4ZM3 99V100H4ZM15 99V98H14ZM20 99H21V97H20ZM48 99H49V97H48ZM51 99H52V97H51ZM51 99H50V101H51ZM56 99V98H55ZM59 99H61V97H59ZM71 99V98H70ZM84 99V98H83ZM97 99H99V98H97ZM163 99V101H161V102H163L164 103V97L162 98ZM161 99V100H162ZM190 99H192V98H190ZM190 99L188 100H186L185 99V101H190ZM7 100V99H6ZM19 99L17 98V101H18ZM54 100V99H53ZM74 100H77V99H74ZM86 100V99H85ZM94 100V99H93ZM105 100H107L106 98H105ZM177 100V99H176ZM177 100V101H178ZM5 101V100H4ZM23 101V100H22ZM27 101L26 102H24V103H26V105H27ZM49 101V100H48ZM47 101V103H49ZM57 101V100H56ZM60 101V100H59ZM83 101V100H82ZM89 101V100H88ZM184 101V102H185ZM28 102V103H29ZM55 102V101H54ZM53 102V103H54ZM64 102V101H63ZM62 102V103H63ZM168 102V101H167ZM179 102V101H178ZM33 103V102H32ZM32 103H31V105H32ZM51 103V102H50ZM58 103V102H57ZM78 103V102H77ZM76 103V104H77ZM82 103V102H81ZM156 103H157V106H158V103H160V101L158 100V101H156ZM45 104H46V102H45ZM55 104V103H54ZM60 104V106L62 105H64V104H61V103H59ZM79 104H80V101H79ZM98 104V103H97ZM108 104V103H107ZM166 103H164V105H165ZM169 104V103H168ZM190 104V103H189ZM29 105V104H28ZM28 105L26 106V107H28ZM71 105V104H70ZM92 105V104H91ZM161 105V104H160ZM177 105H178V103H177ZM193 105V104H192ZM90 106V105H89ZM110 106V105H109ZM186 106V105H185ZM25 107V108H26ZM32 107V106H31ZM30 107V108H31ZM46 107V106H45ZM70 107V106H69ZM117 107V106H116ZM159 107V106H158ZM161 107V106H160ZM162 107H165V106H163L162 105ZM172 107V106H171ZM58 108V107H57ZM63 108V107H62ZM72 108V107H71ZM70 108V109H71ZM102 108V107H101ZM108 108V107H107ZM166 108V107H165ZM173 109L174 108H176L175 106L174 107H172ZM178 108V107H177ZM188 108V107H187ZM18 109V108H17ZM46 109V108H45ZM44 109V110H45ZM118 109V108H117ZM156 109H159V108H156ZM167 109V108H166ZM21 111H22V109H20ZM29 110V109H28ZM80 110V109H79ZM84 110H86V108L84 109ZM90 110V109H89ZM94 110V109H93ZM99 110V109H98ZM122 110V109H121ZM160 110L162 111V108L161 109H159V111H157V114L158 115H160V113H158V112H160ZM164 110V109H163ZM177 110V109H176ZM176 110H175V112H176ZM185 110H186V108H185ZM184 110V111H185ZM18 111V110H17ZM15 112V113H18V112ZM21 111H20V113H21ZM30 111V110H29ZM46 111V110H45ZM49 111V110H48ZM63 111V110H62ZM69 111V110H68ZM100 111V110H99ZM172 111H174V110H172ZM178 111V110H177ZM190 111V110H189ZM194 111V110H193ZM12 113H13V111H11ZM11 112H9V113H11ZM43 112V111H42ZM53 112V111H52ZM52 112H50V113H52ZM65 113L67 112V111H64ZM71 112V111H70ZM164 113H167L168 111L166 110V112H165V110L163 111ZM162 112V113H163ZM169 112H171V111H169ZM168 112V113H169ZM174 112V113H175ZM22 113H26V112H22ZM29 113H31V112H29ZM45 113V112H44ZM109 113V112H108ZM172 113V112H171ZM170 113V114H171ZM195 113V112H194ZM238 113H240L241 114V112H238ZM74 114V113H73ZM130 114V113H129ZM134 114V113H133ZM156 114V115H157ZM69 115V114H68ZM99 115V114H98ZM104 115V114H103ZM131 115V114H130ZM157 115V116H158ZM166 115V114H165ZM185 115V114H184ZM189 115H190V113H189ZM138 116V117H139ZM161 116V115H160ZM172 116H174V114L172 115ZM72 117H73V115H72ZM78 117V116H77ZM110 117V116H109ZM119 117H121V116H119ZM155 117V116H154ZM83 118V117H82ZM84 118H85V116H84ZM83 118V119H84ZM136 118V117H135ZM175 118V117H174ZM182 118V117H181ZM181 118H179V119H181ZM190 118V117H189ZM194 118V117H193ZM120 119V118H119ZM238 119V118H237ZM65 120V119H64ZM144 120V119H143ZM153 120H156V118L155 119H153ZM169 120H170V118H169ZM187 120H188V118H187ZM22 121V119H20V122ZM137 121V120H136ZM141 121V120H140ZM172 121H173V119H172ZM124 122V121H123ZM126 122V121H125ZM133 122H135V121H133ZM143 122V121H142ZM151 122V121H150ZM163 122V121H162ZM174 122V121H173ZM198 122V121H197ZM237 122V121H236ZM118 123V122H117ZM148 123V122H147ZM167 123H168V121H167ZM180 123H181V120H180ZM186 123H188V122H186ZM120 124V123H119ZM124 124H126V123H124ZM139 124V123H138ZM146 124V123H145ZM154 124V123H153ZM152 124V125H153ZM160 124V123H159ZM172 124V123H171ZM174 124V123H173ZM190 124V123H189ZM193 124V123H192ZM129 126H130V124H128ZM157 125V124H156ZM240 125V124H239ZM63 126V125H62ZM71 126V125H70ZM122 126V125H121ZM124 126V125H123ZM57 127V126H56ZM119 127V126H118ZM63 128V127H62ZM66 128V127H65ZM125 128H127V126H125ZM124 128V129H125ZM130 128V127H129ZM132 128V127H131ZM130 128V129H131ZM139 128V127H138ZM145 128V127H144ZM155 128V127H154ZM236 128V127H235ZM237 128H238V126H237ZM56 129V128H55ZM121 129V128H120ZM220 129V128H219ZM152 130V129H151ZM168 130V129H167ZM188 130V129H187ZM191 130V129H190ZM242 130V129H241ZM138 131V130H137ZM169 131V130H168ZM245 131V130H244ZM142 132H143V129H142ZM152 132V131H151ZM163 132V131H162ZM170 132V131H169ZM232 132V131H231ZM242 132V131H241ZM125 133V132H124ZM128 133H129V131H128ZM145 133V132H144ZM144 133H143V135H144ZM158 133V132H157ZM216 133V132H215ZM219 133V132H218ZM243 133V132H242ZM126 134V133H125ZM148 134V133H147ZM154 134V133H153ZM167 134V133H166ZM165 134V135H166ZM172 134V133H171ZM225 134V133H224ZM229 134V133H228ZM132 135V134H131ZM140 135H141V133H140ZM164 135V134H163ZM218 135V134H217ZM242 135V134H241ZM134 136V135H133ZM173 136H175V135H173ZM190 136H192V135H190ZM194 136H195V134H194ZM193 136V137H194ZM223 136H225V135H223ZM243 136V135H242ZM255 136V135H254ZM54 137V136H53ZM67 137H69V136H67ZM127 137V136H126ZM144 137H146V136H144ZM178 137V136H177ZM177 137H175V138H177ZM222 137V136H221ZM240 137V136H239ZM239 137H238V139H239ZM55 138V137H54ZM134 138V137H133ZM157 138V137H156ZM156 138H154V139H156ZM159 138V137H158ZM209 138V137H208ZM58 139V138H57ZM57 139H56V142H57ZM130 139V138H129ZM132 139V138H131ZM141 139H143V138H141ZM140 139V140H141ZM179 139V138H178ZM193 139V138H192ZM195 139V138H194ZM55 140V139H54ZM65 140H68L67 138H65ZM128 140V139H127ZM134 140V139H133ZM219 140H221V139H219ZM224 140V139H223ZM60 141V140H59ZM69 147L68 146H66L65 148H67L68 147V149H66L67 150V152L68 151H72V150H74L73 151V153L74 152H76L75 151V149H73V148H75V145H73L74 144V142H75V139H74V137H69ZM67 141V142H68ZM187 141V140H186ZM229 141V140H228ZM233 141V140H232ZM61 142V141H60ZM65 143H67L66 141H64ZM83 142V141H82ZM130 142H132V141H130ZM134 142V141H133ZM132 142V143H133ZM169 142V141H168ZM191 142V141H190ZM213 142V141H212ZM223 142V141H222ZM220 143L219 145H221V144H224V143ZM230 142V141H229ZM237 142V141H236ZM62 143V142H61ZM146 143V142H145ZM214 143H216L215 141H214ZM60 144V143H59ZM64 144V143H63ZM138 144V143H137ZM140 144H141V141H140ZM144 144V143H143ZM152 144V143H151ZM153 144H154V142H153ZM194 144V143H193ZM227 144V143H226ZM242 144V143H241ZM156 144H154V146H155ZM190 145V144H189ZM229 145V144H228ZM243 145V144H242ZM246 145V144H245ZM248 145V144H247ZM262 145H263V143H262ZM134 146H135V143H134ZM143 146V145H142ZM151 146V145H150ZM162 146V145H161ZM192 146V145H191ZM239 146H240V144H239ZM63 147V146H62ZM91 147V146H90ZM188 147H190V146H188ZM212 147V146H211ZM219 147H221V146H219ZM229 147V146H228ZM244 147V146H243ZM242 147V148H243ZM94 148V147H93ZM131 148V147H130ZM156 148V147H155ZM213 148H214V146H213ZM242 148H240V149H242ZM99 149H101V148H99ZM106 149V148H105ZM104 148L102 149V150H105ZM120 149H122V148H120ZM148 149V148H147ZM249 149V148H248ZM248 149H246V150H248ZM54 150V149H53ZM52 150V151H53ZM93 150V149H92ZM145 150V149H144ZM176 150H177V148H176ZM216 150V149H215ZM214 150V151H215ZM219 150V149H218ZM229 150V149H228ZM264 150V149H263ZM36 151V150H35ZM34 151V152H35ZM63 151V150H62ZM100 151V150H99ZM138 151V153H140L139 152V150H137ZM166 151V150H165ZM178 151V150H177ZM182 151V150H181ZM242 151V150H241ZM54 152V151H53ZM58 152V151H57ZM65 152V151H64ZM103 152H105V151H103ZM102 152V153H103ZM152 152V151H151ZM159 152V151H158ZM163 152V151H162ZM217 152V151H216ZM228 152V151H227ZM239 152V151H238ZM243 152V151H242ZM36 153V152H35ZM38 153V152H37ZM66 153V152H65ZM73 153L71 154L72 156L71 157H73ZM77 153V152H76ZM98 153H99V155L100 156H104V155H106V154H103V155H101V151L100 152H97L96 153V155L98 156ZM120 153V152H119ZM118 153V154H119ZM135 153V152H134ZM138 153H137V155H138ZM167 153V152H166ZM247 153V152H246ZM70 152L68 153V154H65L66 155V158H69L70 157ZM79 154H80V152H79ZM87 154V153H86ZM163 154V153H162ZM191 154V153H190ZM221 154V153H220ZM238 154V153H237ZM240 154V153H239ZM51 155V154H50ZM55 155V154H54ZM62 155V154H61ZM64 155V154H63ZM62 155V156H63ZM89 155V154H88ZM92 155V153H90V155L89 156H91ZM142 155V154H141ZM165 155V154H164ZM216 155V154H215ZM224 155V153L222 154V156ZM230 155V154H229ZM241 155V154H240ZM57 156V155H56ZM74 156H77L76 154H74ZM82 156H83V154H82ZM85 156V155H84ZM126 156V155H125ZM132 156H134L133 154H132ZM152 156V155H151ZM191 156V155H190ZM217 156H218V154H217ZM225 156V155H224ZM121 157V156H120ZM129 157V156H128ZM141 157V156H140ZM159 157V156H158ZM162 157V156H161ZM187 157V156H186ZM219 157V156H218ZM50 158H51V156H50ZM53 158H55V157H53ZM53 158H52V160H53ZM60 158V157H59ZM88 159H89V157H87ZM87 158H86V160H87ZM92 158H94V157H92ZM98 158H99V156H98ZM101 158V157H100ZM112 158H113V156H112ZM111 158V159H112ZM116 158H118V160H119V157H116ZM115 158V159H116ZM124 158V157H123ZM148 158V157H147ZM163 158V157H162ZM161 158V159H162ZM192 158V157H191ZM199 158V157H198ZM229 158V157H228ZM61 159V158H60ZM59 159V160H60ZM63 159H64V157H63ZM74 159V158H73ZM90 159H91V157H90ZM95 159V158H94ZM96 159H97V157H96ZM114 159V162L116 161ZM153 159V158H152ZM155 159V158H154ZM160 159V158H159ZM205 159V158H204ZM225 159V158H224ZM245 159V158H244ZM56 160H57V158H56ZM69 160H71V159H69ZM99 159H97V161H98ZM110 160V159H109ZM117 160V161H118ZM121 160V159H120ZM139 160V159H138ZM149 160V159H148ZM165 160H166V157H165ZM184 160V159H183ZM197 160V159H196ZM210 160V159H209ZM212 160V159H211ZM220 160V159H219ZM237 160H239L238 158H237ZM61 161V160H60ZM64 161H66V160H64ZM68 161V160H67ZM73 161V160H72ZM75 161V160H74ZM96 161V160H95ZM111 161H113V160H111ZM116 161V162H117ZM135 161H137V160H135ZM147 161V160H146ZM158 161V160H157ZM188 161V160H187ZM193 161V160H192ZM195 161V160H194ZM225 161V160H224ZM243 161V160H242ZM259 161H260V159H259ZM62 162H63V160H62ZM81 162V161H80ZM87 162V161H86ZM122 162V161H121ZM139 162V161H138ZM207 162H208V160H207ZM241 162V161H240ZM50 163H52V162H50ZM53 163H54V161H53ZM52 163V164H53ZM64 163V162H63ZM85 163V162H84ZM84 163H82L83 165H85ZM106 163V162H105ZM113 163V162H112ZM120 163V162H119ZM118 163V164H119ZM124 163V162H123ZM126 163V162H125ZM147 163V162H146ZM158 163H160V162H158ZM195 163V162H194ZM219 163V162H218ZM262 163V162H261ZM19 164H21V162L19 163ZM28 164H30V163H28ZM66 164L68 165V162L67 163H65V166H66ZM76 164V163H75ZM88 163H86V165H87ZM90 164V163H89ZM87 165V167L89 166H93V164H91V165ZM98 163H95V165H97ZM103 164V163H102ZM110 164V163H109ZM136 164H138V163H136ZM143 164V163H142ZM153 164V163H152ZM151 164V165H152ZM168 164V163H167ZM182 164V163H181ZM186 164V163H185ZM200 164V163H199ZM42 165V164H41ZM77 165V164H76ZM99 165V164H98ZM108 165V164H107ZM130 165V164H129ZM149 165V164H148ZM148 165H147V167H148ZM154 165L156 166V164L154 163ZM159 164H157V167L160 169V165H161V167H163L162 166V164L160 163V165L158 166ZM177 165V164H176ZM191 165V164H190ZM190 165H188V166H190ZM193 165L194 164H192V168H193ZM206 165V164H205ZM61 166H62V164H61ZM70 166V165H69ZM73 166V165H72ZM78 166V165H77ZM63 167V166H62ZM61 167V168H62ZM84 167V166H83ZM95 167H97L98 168V166H95ZM102 167V166H101ZM105 167V166H104ZM131 167V166H130ZM146 167V168H147ZM149 167H154L153 165L152 166H149ZM157 167H154L155 168V170L154 169H149V168H147V174H148V171L149 170H154V172H156V169H157ZM181 167H182V165H181ZM191 167H188V168H191ZM205 167V166H204ZM53 168V167H52ZM56 168H58V166L56 167ZM66 169L68 168H70V167H65ZM94 168V166L92 167V168H90L91 170H89L88 172H87V175H85V176H83L82 175V177H81V175H80V173L79 172H81V170H77V171H75V170H71L72 172V174L70 175V177L69 178H59V179H57V181H59V182H62V181H64L66 184H68V186H69V188H70V186L71 187H73V188H75V192H76V194L77 195H79L80 196V198H78V199H80V201L82 202V204L83 203H87V202H89V203H91L90 201H91V198L94 200V201H96V198H95V195L92 197V194H94L95 193V189L98 187V183L96 184V180L97 179H95L94 178V172H95V169H93ZM103 168V167H102ZM107 168V167H106ZM123 168V167H122ZM121 168V166H120V168L119 169H122ZM142 168V167H141ZM144 168V167H143ZM199 168V167H198ZM223 168V167H222ZM40 170H39V172H41V170H42V167H40L39 168ZM59 169V168H58ZM73 169V168H72ZM77 169V168H76ZM82 169V168H81ZM108 169V168H107ZM124 169V168H123ZM122 169V170H123ZM129 169H131V168H129ZM149 169V170H148ZM180 169V168H179ZM225 169V168H224ZM229 169H230V167H229ZM70 170V169H69ZM162 170V169H161ZM161 170H159V171H161ZM191 170V169H190ZM193 170V169H192ZM210 170V169H209ZM228 170V169H227ZM231 170V169H230ZM66 171V170H65ZM82 171H84V168L82 169ZM103 171H105V170H103L102 169V172ZM107 171V170H106ZM132 172H133V170H131ZM158 171V170H157ZM206 171V170H205ZM204 171V173H206ZM229 171V170H228ZM70 172V171H69ZM85 172V171H84ZM122 172V171H121ZM136 172H137V170H136ZM153 172V171H152ZM176 172V171H175ZM225 172V171H224ZM42 173V172H41ZM40 173V174H41ZM65 173V172H64ZM101 173V172H100ZM122 173H124V172H122ZM125 173H128V172H125ZM160 173V172H159ZM158 172H157V174H159ZM170 173H172V172H170ZM177 173V172H176ZM182 173L183 172H181V175H182ZM199 173V172H198ZM207 173L209 174L210 172L209 171H207ZM62 174H63V172H62ZM85 174H86V172H85ZM101 174H103V173H101ZM133 174H135V173H132L131 175L133 176ZM179 174H180V172H179ZM202 174H203V172H202ZM202 174H200V175H202ZM208 174H207V176H208ZM230 174V173H229ZM97 175V174H96ZM105 175V174H104ZM106 175L108 176V174L106 173ZM105 175V176H106ZM119 175H120V173H119ZM119 175H116V176H114V177H116L117 178V176H119ZM124 175V177L126 178L127 177V175L125 176V174H123ZM122 175V176H123ZM149 175H150V173H149ZM148 175V176H149ZM161 175V174H160ZM160 175H159V177H160ZM169 175V174H168ZM204 175V174H203ZM57 176V175H56ZM98 176V175H97ZM121 176V175H120ZM121 176V180L123 181V177ZM151 176V175H150ZM174 176V175H173ZM205 176V175H204ZM212 176V175H211ZM39 177H41V176H39ZM61 177V176H60ZM96 177V176H95ZM100 178H101V176H99ZM128 177H129V174H128ZM131 177V176H130ZM171 177H172V175H171ZM179 177V176H178ZM189 177V176H188ZM195 177H197V176H195ZM51 178V177H50ZM54 178H55V176H54ZM58 178V177H57ZM98 178V177H97ZM99 178V179H100ZM102 178H103V176H102ZM151 178V177H150ZM176 178V177H175ZM185 178H187V177H185ZM191 179H192V177H190ZM190 178H188V179H190ZM201 178H203V176H201ZM205 178V177H204ZM206 178H208V177H206ZM205 178V179H206ZM226 178V177H225ZM224 178V179H225ZM1 179V178H0ZM53 179V178H52ZM103 179H105V178H103ZM128 179V178H127ZM154 179H156V178H154ZM173 179L174 178H170V181L172 180V182H173ZM196 179V178H195ZM230 179H232V178H230ZM45 180V179H44ZM43 180V181H44ZM109 180V179H108ZM110 180H113V178L112 179H110ZM151 180V179H150ZM175 180V179H174ZM176 180H181V179H176ZM193 180V179H192ZM197 180L199 181V179L197 178ZM201 180V179H200ZM203 180V179H202ZM207 180V179H206ZM206 180H205V182H206ZM220 180V179H219ZM222 180V179H221ZM233 180V179H232ZM7 181V180H6ZM56 181V182H57ZM99 181V180H98ZM117 181V180H116ZM157 181V180H156ZM156 181L154 182V183H156ZM167 181H168V178H167ZM182 181V180H181ZM194 181V180H193ZM192 181V182H193ZM49 182H51V180H49ZM55 182V184H58V183H56ZM112 182V181H111ZM113 182H114V180H113ZM148 182V181H147ZM151 182H152V180H151ZM150 182V183H151ZM166 182V181H165ZM185 182V181H184ZM184 182H182V184L184 183ZM195 182V181H194ZM193 182V183H194ZM203 182H204V180H203ZM202 181H201V183H203ZM2 183V182H1ZM9 183V182H8ZM42 183V182H41ZM40 183V184H41ZM64 183V184H65ZM102 183H105V182H102ZM115 183V182H114ZM121 183H123V182H121ZM145 183V182H144ZM180 183V182H179ZM179 183H177V184H179ZM189 183V182H188ZM220 183V182H219ZM230 183V182H229ZM3 184V183H2ZM7 183H4V187L3 188H0V191L2 192V193H5V195H9V196H11V197H14V198H16V199H21V200H23L25 203H26V201H28V200H25L26 198H23V196H21V195H19V194H13L12 192H10V191H8V188H10V186H7L6 185ZM12 184V183H11ZM39 184V183H38ZM37 184V185H38ZM44 184V183H43ZM43 184H41L42 186L41 187H43ZM61 184H63V183H61ZM64 184H63V189H64ZM106 184V183H105ZM116 184V183H115ZM119 184H120V182H119ZM118 184V185H119ZM124 184V183H123ZM146 184V183H145ZM153 184V183H152ZM156 184H158V183H156ZM155 184V185H156ZM161 184H163V183H161ZM160 184V185H161ZM187 184V183H186ZM197 183H195V185H196ZM204 184V183H203ZM208 184V183H207ZM222 184V183H221ZM232 184V183H231ZM9 185H10V183H9ZM45 185V184H44ZM96 185H97V187H96ZM99 185H100V183H99ZM117 185V186H118ZM120 185H122V184H120ZM141 185H143V184H141ZM154 185V184H153ZM160 185L158 186V185H156V186H158L157 188H160ZM173 185V184H172ZM193 185V184H192ZM198 185V184H197ZM200 185H202V184H200L199 183V185H198V187L200 186ZM205 185V184H204ZM12 186H13V184H12ZM28 186V185H27ZM48 185H46V187H47ZM53 186V185H52ZM61 186V185H60ZM123 186H125V185H123ZM145 186V185H144ZM168 185H166V187H167ZM187 186H188V184H187ZM191 186V185H190ZM189 186V187H190ZM14 187V186H13ZM25 187V186H24ZM40 187V185H39V189L41 188ZM57 187V189H59L58 187L59 186H56ZM55 187V188H56ZM61 187V188H62ZM66 187V186H65ZM103 186H101L99 189L101 190V188H102ZM114 188L116 187V185H114L113 186ZM112 187V188H113ZM122 187V186H121ZM142 187V186H141ZM161 187H164L165 188V186H161ZM169 187V186H168ZM182 187H183V185H182ZM181 187V188H182ZM186 187V186H185ZM193 186H191V189H195L194 187L192 188ZM205 187V186H204ZM209 187V186H208ZM264 187V186H263ZM50 188V187H49ZM54 188V189H55ZM124 187H122V189H123ZM146 188V187H145ZM157 188H155L154 187V189H157ZM175 188V187H174ZM174 188H173V190H174ZM214 188V187H213ZM212 188V189H213ZM41 189H43V188H41ZM53 189V190H54ZM103 189V188H102ZM120 189V188H119ZM119 189H117L118 191H119ZM135 189H137V187L135 188ZM162 189V188H161ZM172 189V188H171ZM188 189V188H187ZM186 189V190H187ZM190 189V188H189ZM188 189V190H189ZM204 189V188H203ZM15 190H16V188H15ZM22 190V189H21ZM20 190V191H21ZM47 190V189H46ZM62 190V189H61ZM97 190V189H96ZM114 190H116V189H114ZM117 190H116V194H118L117 193ZM151 190V189H150ZM159 190V189H158ZM164 190V189H163ZM168 190H170L169 188H167V190H165V193H166V191L168 192ZM176 190H177V188H176ZM179 190V189H178ZM180 190H182V189H180ZM179 190V191H180ZM184 190H185V188H184ZM186 190L184 191V192H186ZM187 190V191H188ZM195 190H199V189H195ZM222 190V189H221ZM230 190V189H229ZM8 191V192H7ZM98 191V190H97ZM102 191V190H101ZM100 191V192H101ZM111 191V190H110ZM112 191H113V189H112ZM136 191V190H135ZM146 191V190H145ZM153 191V190H152ZM155 191V190H154ZM178 191V192H179ZM209 191V190H208ZM211 191V190H210ZM22 192V191H21ZM43 192V191H42ZM127 192V191H126ZM156 192V191H155ZM181 192V191H180ZM183 192V193H184ZM190 192H192V193H194L195 191H189L188 192V194L190 193ZM218 192V191H217ZM61 193V192H60ZM112 193V192H111ZM113 193H114V191H113ZM121 193V192H120ZM176 193V192H175ZM187 193V192H186ZM223 193V192H222ZM22 194V193H21ZM33 194V193H32ZM58 194V193H57ZM75 194V193H74ZM103 193H101V195H102ZM107 194V193H106ZM110 194V193H109ZM115 194V193H114ZM123 195H124V193H122ZM152 195H153V192L151 193ZM167 194V193H166ZM171 194H172V192H171ZM180 195H181V193H179ZM197 194V193H196ZM199 194V193H198ZM210 194V193H209ZM25 195V194H24ZM35 195V194H34ZM47 195H49V197L51 196L50 194H47ZM54 195V194H53ZM128 195V194H127ZM136 195V194H135ZM156 195V194H155ZM169 195V194H168ZM185 195V193L183 194V195H181V196H184ZM191 196H192V194H190ZM194 195V194H193ZM207 195V194H206ZM214 195V194H213ZM223 195V194H222ZM98 196H100L99 194H98ZM103 196V195H102ZM115 196H117V195H115ZM138 196V195H137ZM143 196V195H142ZM167 196V195H166ZM187 196V195H186ZM196 196V195H195ZM26 197V196H25ZM54 197V196H53ZM119 197V196H118ZM129 197V196H128ZM135 197V196H134ZM168 197V196H167ZM167 197L165 198V199H167ZM178 197V199H181L179 196H177ZM31 198H36V196H32ZM52 198V197H51ZM95 198V199H94ZM112 198V197H111ZM110 198V199H111ZM117 198V197H116ZM116 198H115V200H116ZM144 198V197H143ZM186 198H188V200L187 201H189V199H193V196L191 197V198H189L188 196L186 197ZM185 198V199H186ZM196 198V197H195ZM209 198V197H208ZM30 199V198H29ZM38 200L40 199V198H37ZM76 200H77V198H75ZM101 199H103V198H101ZM106 199H108V198H106ZM106 199H104V204H105V201H106ZM197 199V198H196ZM41 200V199H40ZM92 200V201H93ZM100 200V199H99ZM126 200V199H125ZM144 200V199H143ZM173 200V199H172ZM204 200V199H203ZM32 201V200H31ZM31 201H29V206L31 205ZM34 201V200H33ZM42 201H43V198H42ZM78 201V200H77ZM80 201H78V204H79V202ZM101 201V202H102ZM118 201V200H117ZM146 201V200H145ZM192 202H193V200H191ZM191 201H190V203H191ZM223 201V200H222ZM31 202V203H30ZM96 202H98V201H96ZM95 202V203H96ZM102 202V203H103ZM131 202V201H130ZM176 202V201H175ZM183 202V201H182ZM185 202H186V200H185ZM36 203H37V201H36ZM35 203V204H36ZM99 203V202H98ZM118 203V202H117ZM123 203V202H122ZM121 203V204H122ZM133 203V202H132ZM136 203V202H135ZM179 203H180V201H179ZM178 203V204H179ZM37 204H39V209H46L47 211H49V217L53 220V221H55L56 223H58V224H60V225H62V226H64V227H69L68 225H66V222H65V219L63 220V218H62V220H59L58 219V212H60V211H57V210H55V207H53L52 205H50V204H46V203H42V202H38ZM55 204V203H54ZM93 204V203H92ZM92 204H90V205H92ZM109 204V203H108ZM111 204V203H110ZM134 204V203H133ZM176 204V203H175ZM240 204V203H239ZM33 205V204H32ZM89 205V204H88ZM87 205V206H88ZM94 205V204H93ZM98 205V204H97ZM125 205H127V204H125ZM165 205V204H164ZM169 205V204H168ZM193 205V204H192ZM211 205H212V203H211ZM228 205V204H227ZM79 206H81L80 204H79ZM85 206V205H84ZM96 205H94V207H95ZM99 206H101V205H99ZM103 206V205H102ZM102 206H101V209H103L102 208ZM137 206V205H136ZM35 207V206H34ZM50 207V208H49ZM83 207V206H82ZM88 207H90V206H88ZM92 207V206H91ZM113 207V206H112ZM111 207V208H112ZM170 207V206H169ZM173 207V206H172ZM176 207V206H175ZM191 207V206H190ZM205 207V206H204ZM208 207V206H207ZM240 207V206H239ZM52 208H54V209H52ZM106 207H104V209H105ZM123 208V207H122ZM166 208V207H165ZM187 208V207H186ZM210 208V207H209ZM214 208V207H213ZM92 209V208H91ZM98 209V207L96 206V209L95 210H97ZM100 209V208H99ZM101 209H100V211L99 212H101ZM139 209V208H138ZM167 209V208H166ZM169 209H171V208H169ZM172 209H175V208H172ZM183 209H184V207H183ZM203 209V208H202ZM107 210V209H106ZM123 210V209H122ZM180 210H182L181 209V207H180ZM179 210V211H180ZM211 210V209H210ZM226 210V209H225ZM229 210V209H228ZM241 210V209H240ZM103 211V210H102ZM109 211V210H108ZM124 212H122L123 214H121L120 215V218H122V217H124L125 216V210H123ZM133 211V210H132ZM139 211V210H138ZM182 211H184V210H182ZM193 211V210H192ZM204 211V210H203ZM236 211V210H235ZM104 212H106V211H103V213L101 212L100 213V216H101V219H103L102 218V215L104 214ZM119 212V211H118ZM135 212V211H134ZM143 212V211H142ZM175 212V211H174ZM225 212V211H224ZM240 212V211H239ZM61 213V212H60ZM59 213V214H60ZM97 213H98V211H97ZM96 213V214H97ZM114 213V212H113ZM127 213V212H126ZM139 213V212H138ZM193 213V212H192ZM229 213V212H228ZM67 214H69V213H67ZM94 214V213H93ZM107 214V213H106ZM115 214V213H114ZM218 214V213H217ZM232 214V213H231ZM130 215V214H129ZM133 215V214H132ZM158 215V214H157ZM165 215V214H164ZM182 215V214H181ZM213 215V214H212ZM100 216H97L96 215V217H100ZM106 216V215H105ZM122 216V217H121ZM139 216H140V214H139ZM142 216V215H141ZM179 216V215H178ZM208 216V215H207ZM244 216V215H243ZM95 217V216H94ZM113 217H114V215H113ZM117 217H119V216H117ZM138 217V216H137ZM224 217V216H223ZM165 218V217H164ZM214 218V217H213ZM221 218V217H220ZM219 218V219H220ZM225 218V217H224ZM242 218V217H241ZM74 219V218H73ZM97 219V218H96ZM99 219V218H98ZM141 219V218H140ZM143 219V218H142ZM148 219H150V218H148ZM167 219V218H166ZM70 220H71V218H70ZM70 220L68 221L69 223H70ZM104 221H105V223H106V220L105 219H103ZM125 220V219H124ZM135 220V219H134ZM152 220V219H151ZM159 220V219H158ZM164 220V219H163ZM227 220V219H226ZM239 220V219H238ZM243 220V219H242ZM108 221V220H107ZM120 221V220H119ZM220 221V220H219ZM240 221V220H239ZM98 222V221H97ZM112 222V221H111ZM161 222V221H160ZM225 222V221H224ZM243 222V221H242ZM73 224H74V222H72ZM78 223V222H77ZM99 223V222H98ZM141 223V222H140ZM150 223V222H149ZM222 223V222H221ZM72 224V225H73ZM82 224V223H81ZM118 224V223H117ZM117 224H116V226H117ZM143 224V223H142ZM164 224V223H163ZM220 224V223H219ZM224 224V223H223ZM147 225V224H146ZM77 226H80V224L79 225H77ZM82 226V225H81ZM115 226V227H116ZM145 226V225H144ZM143 226V227H144ZM154 226V225H153ZM152 227V226H151ZM84 228H86L85 226H84ZM88 228V227H87ZM165 228V227H164ZM69 229V228H68ZM144 229V228H143ZM77 230H80V228H78ZM156 230V229H155ZM172 230V229H171ZM91 231V230H90ZM141 231V230H140ZM142 231H145V230H142ZM84 231H80L79 232V234H83L82 236L83 237H86L85 235H84V233H83ZM123 232V231H122ZM78 233V232H77ZM143 234H144V232H142ZM86 234V233H85ZM88 234V233H87ZM86 234V235H87ZM90 234V233H89ZM95 234H97L96 232H95ZM142 236V235H141ZM143 236H146V235H143ZM165 236H166V234H165ZM159 237V236H158ZM171 237V236H170ZM173 237V236H172ZM96 238V237H95ZM164 239V238H163ZM98 240V239H97ZM155 241V240H154ZM163 242H164V240H163ZM139 245V244H138ZM163 245V244H162ZM100 246V245H99ZM119 248V250L118 249H114L116 252H114L115 253V256H116V258H117V256H121V250H123V249H121L120 250V247H118ZM168 248V247H167ZM172 248V247H171ZM101 250V249H100ZM164 250V249H163ZM172 250H173V248H172ZM106 251V250H105ZM104 250H102V252L101 253H105L106 254V252H105ZM125 252V251H124ZM157 252V251H156ZM121 253V254H120ZM126 253V252H125ZM176 253H178V252H176ZM259 253V252H258ZM110 255V254H109ZM132 255V254H131ZM136 255V254H135ZM154 255V254H153ZM134 256V255H133ZM156 256V255H155ZM137 257V256H136ZM140 257V256H139ZM138 257V258H139ZM115 258V257H114ZM141 258V257H140ZM252 258H254L253 260L255 261H257V263L259 262V263H261V264H264V253H259V255H256L255 253L254 254H252ZM260 258V259H259ZM118 259V258H117ZM116 259V260H117ZM135 259V258H134ZM122 260V259H121ZM126 260H128V259H126ZM138 260V259H137ZM136 260V261H137ZM142 260V259H141ZM141 260H138L139 262L141 261ZM99 261V260H98ZM161 261V260H160ZM253 261V262H254ZM132 262V261H131ZM146 262V261H145ZM147 262H149V261H147ZM165 262V261H164ZM91 263H92V260H91ZM141 263V262H140ZM153 263V262H152ZM130 264V263H129ZM134 264V263H133ZM155 264V263H154ZM169 264V263H168Z\"/></svg>","mask_w":264,"mask_h":264},{"label":"built area","instance_id":"obj_3","mask_svg":"<svg viewBox=\"0 0 264 264\" xmlns=\"http://www.w3.org/2000/svg\"><path fill=\"white\" fill-rule=\"evenodd\" d=\"M91 5L99 0H72ZM128 98L151 102L152 93L133 84L125 86ZM92 247L49 217V211L30 207L21 199L0 193V264H91Z\"/></svg>","mask_w":264,"mask_h":264},{"label":"crops","instance_id":"obj_4","mask_svg":"<svg viewBox=\"0 0 264 264\" xmlns=\"http://www.w3.org/2000/svg\"><path fill=\"white\" fill-rule=\"evenodd\" d=\"M250 19L253 22L252 42L264 53V0H249ZM254 2V3H253Z\"/></svg>","mask_w":264,"mask_h":264}]
</instances>
